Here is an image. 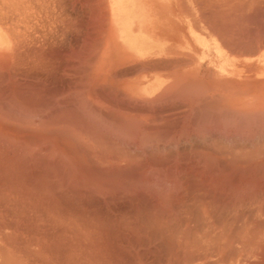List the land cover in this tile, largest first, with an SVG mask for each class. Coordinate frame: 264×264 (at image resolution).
I'll return each mask as SVG.
<instances>
[{"label": "rangeland", "instance_id": "374dc122", "mask_svg": "<svg viewBox=\"0 0 264 264\" xmlns=\"http://www.w3.org/2000/svg\"><path fill=\"white\" fill-rule=\"evenodd\" d=\"M102 12V0H0V155L6 160L9 158V161L15 158L16 167L22 163L24 168L19 165L14 171L33 191L37 192L45 183V186L54 189L52 203L39 201L29 191L26 192L29 196L14 194L16 189L9 188L11 181L4 178L8 185L0 187V264H81L78 258L64 257L63 251L75 245L71 240L64 239L61 231L64 227L56 225L54 215L58 212L94 224L101 232L109 251L106 257L97 259L99 264H178L180 260L173 255L175 252L169 253L170 248L167 251L169 244L165 232H159L161 222L169 217L166 214L168 209L177 215L174 217L176 223L189 222L195 227L199 219L191 221L198 213L197 203L194 204L193 200L190 205L186 199L182 206L165 203L184 193L175 188L179 187L177 184L175 187L171 185L173 178L188 174L204 184H208L205 180L211 178L209 186L211 190L218 191V196H235L238 193V196L246 198L254 190L255 174H261L259 183L264 189V101H254V66L244 67L242 77L236 81L234 75L230 79L212 75L210 80L195 75L189 78V82L180 84L177 93L169 91L159 99L138 98L132 86L123 79L124 74L134 71L133 63L122 61V55L114 48L103 45L104 37L100 32ZM215 54L211 60L212 70L219 60L218 53ZM243 54L249 56L244 61H254V52ZM117 62H124L125 66H114ZM113 122L121 125L114 123V127ZM133 127H138V130ZM154 133L158 136L152 135ZM12 140L15 143L12 144ZM25 143H34L36 147L31 145L28 148ZM20 144L22 148H19ZM53 144L60 145L61 149L54 151ZM48 152H51L50 155ZM27 162L32 163L29 166ZM45 162H48L47 165ZM86 163L87 170L92 171L89 174L122 176L127 179L124 186L135 185L136 193L124 196L109 192L101 196L93 189L81 195L60 191V176L72 175V172L76 173L75 167H83ZM40 165L45 171L40 169ZM25 167L35 171L29 168L27 173ZM19 168L20 171L25 169L29 177L21 174ZM67 169L72 172L68 173ZM41 170L47 173L44 174L46 176ZM39 172L42 174L39 175ZM128 175L133 179H128ZM57 186L58 189L55 188ZM256 188L259 189V186ZM190 189L193 190L191 183L189 192ZM150 204L164 209V220L155 218ZM47 205L57 212L46 213L44 206ZM254 205L249 203L241 208L246 211H243L246 218L248 214L250 217L249 209L252 210L254 219L252 215L247 221L254 223L257 231H262L264 215L258 216L263 212L256 211ZM185 209H191L187 217L183 212ZM215 218L211 221L219 230L217 224L224 221L220 219L216 222L218 218ZM241 220L245 222L243 218ZM240 222L235 221L234 229L242 224ZM237 246L238 242L234 243L229 252H237ZM244 258L250 260V255ZM93 259L89 260L92 262ZM215 261L219 262L220 257Z\"/></svg>", "mask_w": 264, "mask_h": 264}, {"label": "crops", "instance_id": "0c3cea01", "mask_svg": "<svg viewBox=\"0 0 264 264\" xmlns=\"http://www.w3.org/2000/svg\"><path fill=\"white\" fill-rule=\"evenodd\" d=\"M102 5L103 45L133 63L134 71L123 79L138 98L177 93L195 75L208 80L234 75L236 81L244 67L254 66V101H264V0H102ZM244 52H254L252 63L244 61L249 58ZM215 53L219 60L212 70Z\"/></svg>", "mask_w": 264, "mask_h": 264}, {"label": "bare ground", "instance_id": "6f19581e", "mask_svg": "<svg viewBox=\"0 0 264 264\" xmlns=\"http://www.w3.org/2000/svg\"><path fill=\"white\" fill-rule=\"evenodd\" d=\"M181 93V92H180ZM186 93V92H185ZM204 97V96H203ZM206 99V98H204ZM205 107L207 106L206 105H203ZM223 108V107H222ZM213 111V109H211ZM210 110V112H212ZM221 110V109H220ZM225 110V109H224ZM227 111V110H226ZM263 111V110H262ZM207 112V110H206ZM209 112V114H210ZM223 112V111H222ZM233 112V111H232ZM259 112V111H258ZM94 113V112H93ZM216 113V112H215ZM214 113V114H215ZM220 113V112H219ZM225 113V112H224ZM239 114V112H237ZM245 113V112H244ZM252 113V112H251ZM218 114V113H217ZM227 115H229L228 113H226ZM248 114V113H247ZM246 114V115H247ZM240 115V114H239ZM243 115V113H242ZM252 115V114H251ZM258 115V114H257ZM262 115H263V112H262ZM65 116V115H64ZM222 116V114H221ZM230 118H232L231 115H229ZM244 116V115H243ZM250 116V115H249ZM72 117V116H70ZM242 117V116H241ZM246 117V116H245ZM248 117V116H247ZM256 117V116H255ZM98 118V117H97ZM100 118V117H99ZM102 118V117H101ZM229 118V119H230ZM236 118V117H234ZM239 118V117H238ZM237 118V119H238ZM254 118V117H253ZM57 119V118H56ZM227 120L228 119V116L226 117ZM233 119V118H232ZM74 120V119H73ZM241 120V119H240ZM255 120V119H254ZM55 121V120H54ZM76 121V120H75ZM74 121V122H75ZM231 121V120H230ZM238 121V120H237ZM248 121V120H247ZM73 122V121H72ZM228 122V121H227ZM46 123V122H45ZM50 123V122H48ZM113 122L112 125H114L115 127V124L117 125V123ZM232 123V122H231ZM235 123V122H234ZM241 123V122H240ZM76 124V123H75ZM120 124V123H118ZM121 125V124H120ZM119 125V126H120ZM52 126V125H51ZM76 126V125H75ZM130 128V127H129ZM135 127H133L134 129ZM138 128V127H137ZM135 128V129H137ZM128 129V127H127ZM126 129V131H127ZM131 129V128H130ZM140 129V128H139ZM77 130V129H76ZM92 130V129H91ZM90 130V132H91ZM138 130V129H137ZM164 130V129H163ZM84 131V130H83ZM86 133H87V130H85ZM130 131V130H129ZM166 131V130H165ZM82 132V131H81ZM131 132V131H130ZM136 132V131H135ZM140 132V131H139ZM85 133V132H83ZM132 133V132H131ZM137 133V132H136ZM158 133V132H157ZM21 134V133H20ZM24 134V133H23ZM31 134V133H29ZM129 134V133H128ZM133 134V133H132ZM159 134V133H158ZM17 135V134H16ZM15 135V136H16ZM135 135V134H134ZM152 135H157V134H152ZM161 135V134H160ZM88 136V135H87ZM137 136H138V133H137ZM158 136V135H157ZM8 137V136H7ZM23 137V136H22ZM48 137V136H47ZM92 137V136H91ZM90 137V138H91ZM141 137V136H140ZM151 137V135H150ZM90 138H88L90 140ZM94 138V135L93 137ZM135 138V137H134ZM148 138V136H147ZM146 138V139H147ZM36 139V138H35ZM85 139V138H84ZM145 139V140H146ZM45 140H47V138H45ZM44 140V141H45ZM13 141V140H12ZM11 143H15L14 141ZM44 141H43V144H44ZM48 141V140H47ZM45 141V142H47ZM20 142V141H19ZM38 142V141H37ZM52 142V141H51ZM23 143V142H22ZM42 143V141L40 142ZM54 143V142H53ZM19 144V143H18ZM27 145L28 148L31 147V145H34L33 144H28V143H25ZM40 146H43L41 144H39ZM45 145L47 146V144L45 143ZM14 146H16V144H14ZM24 146V145H23ZM35 146V145H34ZM33 146V147H34ZM44 146V147H46ZM13 147V146H12ZM18 147V146H17ZM36 147V146H35ZM39 147V146H37ZM55 149H53V148ZM52 147H50L52 149V151H56V150H60L61 146L58 145H52ZM19 148H22L21 144L19 146ZM25 148V146L23 147ZM27 148V149H28ZM42 149V147H40ZM49 148V149H50ZM1 149V148H0ZM38 149V148H36ZM35 149V151H36ZM48 149V148H47ZM13 150V149H12ZM40 150V149H38ZM37 150V151H38ZM27 151V150H26ZM44 150H42V153H43ZM48 151V150H47ZM14 152V151H13ZM25 152V151H24ZM23 152V154H25ZM34 152V151H33ZM39 152V151H38ZM29 153V152H27ZM31 153V151H30ZM35 153V152H34ZM41 153V152H40ZM45 153V152H44ZM51 153V152H50ZM50 153L48 152V155H50ZM60 153V152H59ZM16 154V153H15ZM32 154V153H31ZM56 154V152H55ZM58 154V153H57ZM75 154V153H74ZM22 155V154H21ZM54 155V154H53ZM63 155V154H62ZM65 155H67L65 153ZM71 155V154H70ZM69 155V156H70ZM223 155V154H222ZM1 156V155H0ZM47 156V155H46ZM52 156V155H51ZM55 156V155H54ZM60 157V154L58 155ZM3 156L0 157V175L2 177H0V187H3L4 185H8V183L4 182V178L5 180H9L11 181V183H9V188H12V189H16V192H14V194H18L19 196H29L26 192H32L30 195H34L35 196V199L39 200V201H45V202H51V200H53V198L51 197L53 193L52 190V187H47L45 185H41L40 189L35 192L33 191L32 187H30L29 185H24L23 183V180L19 178V176H17L16 172L14 171V169H17V167L19 165H22L21 164H18L17 167L15 165V163L17 162L15 160V156L13 157L14 159L9 161V158H7V160L5 158H2ZM18 157V156H16ZM43 157V156H42ZM50 157V156H47V158ZM58 157V158H59ZM72 157V156H71ZM70 157V158H71ZM31 158V156H30ZM41 158V157H40ZM45 158V157H44ZM56 158V159H58ZM64 157H62L63 159ZM74 158V157H73ZM35 159V158H34ZM39 159V158H38ZM46 159V158H45ZM50 159V158H49ZM53 159V158H52ZM56 159H53V160H56ZM60 159V158H59ZM214 159V158H213ZM212 159V160H213ZM43 160V159H42ZM40 160V161H42ZM69 160V159H68ZM67 160V161H68ZM207 160V159H206ZM28 161V160H27ZM31 161V160H30ZM33 161V160H32ZM37 161V160H35ZM60 161V160H59ZM58 161V163H60ZM64 161V159H63ZM186 161V160H185ZM190 161V160H189ZM192 161V160H191ZM194 161V160H193ZM210 161V160H209ZM29 162V161H28ZM26 163V164H29V163ZM51 162V161H50ZM53 162V161H52ZM73 162V161H72ZM71 162V163H72ZM176 162V161H175ZM195 162V161H194ZM193 162V163H194ZM205 162V161H203ZM32 162H30L29 166L31 165ZM39 163V162H38ZM48 163V162H47ZM47 163L45 162L44 164L47 165ZM54 163V162H53ZM63 163V162H62ZM172 163V162H171ZM174 163V162H173ZM183 163V162H182ZM202 164V161L200 162ZM207 163V162H206ZM214 163V162H212ZM34 164V163H33ZM33 164H32V167H33ZM40 164V163H39ZM43 164V163H42ZM64 164V163H63ZM68 164H70V162H68ZM80 164V163H78ZM82 164V163H81ZM187 164V163H185ZM204 164V163H203ZM219 164H220V161H219ZM221 164H223L221 162ZM15 165V168L13 167ZM37 165V164H36ZM45 165V166H46ZM73 165V164H71ZM166 165V164H165ZM181 165V164H180ZM184 165V164H182ZM215 166V164H213ZM3 166V167H2ZM23 166V165H22ZM40 169H42V165H40ZM44 166V167H45ZM60 166V165H59ZM57 166V167H59ZM62 166V165H61ZM67 166V165H66ZM169 166V164L167 165ZM173 166L175 167V164H173ZM198 166V165H196ZM209 166V165H207ZM21 167V166H20ZM35 167V166H34ZM87 167H88V164L86 163L85 166H77L75 167V171L76 173L72 172L71 169L70 171L72 172V175L70 176H65L64 174L60 176V191L61 189L62 190H65V191H68V192H72L74 194L78 193H83V194H86V191H87V194L88 192L93 189V192H96L99 194V192L101 193V196L103 194L106 195V193H109V192H118V193H121V194H125L128 193H134L136 190L135 188V185L133 187L129 186V188L125 187L124 186V183L126 184V181L127 179H125L124 177L120 176L121 178L117 177V176H110V175H106V174H96L95 172H93L92 174H89L91 173L92 171L91 170H87ZM165 167V166H164ZM173 167V168H174ZM177 167V165H176ZM201 167V166H200ZM206 167V166H204ZM218 167V166H217ZM224 167V166H222ZM24 168V166H23ZM30 167H25V169H27V173H28V169ZM46 168V167H45ZM49 169V167H47ZM51 168V167H50ZM63 168V167H62ZM61 168V169H62ZM67 168V167H66ZM70 168V167H69ZM91 168V167H90ZM172 168V167H171ZM179 168V167H178ZM176 168V169H178ZM189 168V167H188ZM194 168V167H193ZM199 168V167H198ZM261 168V167H260ZM25 169L23 170L24 173H22L23 171L21 170L20 171V168L18 169V171L23 174V175H26L25 173ZM31 169V168H30ZM29 169V170H30ZM33 169V168H32ZM31 169V170H32ZM36 170L38 169L35 168ZM44 169V168H43ZM56 169V168H54ZM54 169H51L53 171H55ZM59 169V168H58ZM65 169V167H64ZM85 169V170H84ZM181 169V168H180ZM208 169V168H207ZM212 169V168H211ZM226 170H230V168L226 167L225 168ZM34 170V169H33ZM60 170V169H59ZM68 170V173L70 172L69 169ZM73 170V171H74ZM96 170V169H95ZM160 170V168H159ZM173 170V169H172ZM225 170V171H226ZM264 170V169H263ZM35 171V170H34ZM39 171V170H38ZM42 171V170H41ZM45 171V169H44ZM58 171V170H57ZM63 171V169H62ZM87 171V172H86ZM152 171V170H151ZM156 171V169H155ZM180 171V170H179ZM186 171V170H185ZM217 171V170H215ZM219 171H221L220 173H222V170L219 169ZM224 171V172H225ZM261 171V170H260ZM30 172V171H29ZM33 172V171H32ZM43 172V171H42ZM50 172V171H49ZM52 172V171H51ZM65 172V171H64ZM67 172V171H66ZM70 172V173H71ZM89 172V173H88ZM124 172V171H123ZM158 172V171H157ZM184 172V171H183ZM205 172V171H204ZM213 172V171H212ZM211 172V173H212ZM235 172V171H234ZM4 173V175H3ZM56 173V171H55ZM156 173V172H155ZM161 173V171L159 172V174ZM178 173V171H177ZM190 173V172H189ZM210 173V174H211ZM260 173V172H259ZM262 173V171H261ZM264 173V172H263ZM31 174V177H32V173L30 172ZM37 174V172H36ZM42 174L39 172V175ZM44 174H47V173H44L43 172V176H46ZM52 174V173H51ZM62 174V173H60ZM111 174V173H110ZM119 174V173H117ZM116 174V175H117ZM158 174V173H157ZM191 174V173H190ZM202 174V173H201ZM204 174V173H203ZM216 174V172H215ZM219 174V173H218ZM225 174V173H224ZM19 175V174H18ZM38 175V174H37ZM53 175V174H52ZM177 176V174H175ZM174 175V176H175ZM188 175V174H187ZM187 175H184V176H181V178H177V179H174L173 178V182L168 179V181L170 180V183L172 186L175 187V184H177V186L179 187H175V188H179L181 190V194L183 193V195H186L187 192H188V196H184L183 195L181 196L179 193V195H176V197L173 199V201L170 200V202H165L164 199H166V196L164 197V201L165 203H169V204H177V205H185L184 202H187L186 199H188V201H190V205H191V201L193 200L194 204L197 205V209L196 211H198V213L196 212V219L193 218L191 221H195L197 219H199L196 224L198 225H195L194 226H190L189 225V222L188 223H181V222H174V217L176 214L173 213V210L172 209H168L165 210L167 211L166 214L169 215V217H167V220H164V216H163V210L162 208L156 206L155 204L151 205L152 208H150L156 215H155V218L158 220L159 217H160V220H164L161 222V226H160V229H159V232L163 234V232H165L164 234H166V239H167V243L169 244V246L167 247V251L169 250V253L171 252V254H173V252H175V254H173L174 256H176V259H179L180 262H178V264H264V230L262 231H257L254 227H253V224L254 223H249V221H247V218H249V220L252 218V215H253V219H254V214L252 213V210H250L248 207H245L246 209L248 208L250 212V217H249V214H248V217L246 218L245 214L243 213V209L241 208V206H246V204L248 205L249 203L250 204H255L256 205V211H262L263 213H259L258 216H263L264 215V197H262L264 195V189H263V186L260 185L259 181L261 179V174H255L254 176V190L252 192H250L251 196H249V194L247 193L248 191L245 190V192L248 194V197L244 198L243 196H238V193L237 195L235 194V196H229V195H217L219 194L218 191H214V190H211L210 186H209V180L211 179H208V180H205L206 182H208V184H204L203 181L200 183L197 182V179L194 180L193 178H195L193 176V180L187 176ZM244 175V174H243ZM247 175V174H246ZM22 176V175H21ZM20 176V177H21ZM27 177H29V175H26ZM25 176V177H26ZM42 176V177H43ZM49 176V175H48ZM47 176V177H48ZM56 176V175H55ZM126 176V175H125ZM173 176V175H172ZM175 176V177H176ZM198 176V175H197ZM218 176V175H217ZM220 176V175H219ZM240 176V175H238ZM258 176V177H257ZM23 177V176H22ZM50 177V176H49ZM54 176H52L51 178H53ZM58 177V176H57ZM129 177V175H128ZM137 177V176H136ZM140 177V176H139ZM147 177V176H146ZM161 177V176H160ZM170 177V176H169ZM213 177V176H212ZM226 177H228L226 175ZM33 178H34V175H33ZM55 178V177H54ZM133 177H129L128 179H130ZM151 178V177H150ZM164 178V176H163ZM172 178V177H171ZM202 178V176H201ZM200 178V179H201ZM215 178H217L215 176ZM224 178V177H222ZM28 179V178H27ZM30 179V178H29ZM58 179V178H57ZM205 179V178H204ZM14 180V181H13ZM126 180V181H125ZM139 180V179H138ZM147 180V179H145ZM144 180V182H145ZM214 180V179H213ZM211 180V181H213ZM233 179H231L232 181ZM235 180V179H234ZM57 181V180H56ZM55 181V182H56ZM124 181V182H123ZM152 181V180H151ZM154 181V180H153ZM152 181V182H153ZM168 181L167 184L169 183ZM210 181V182H211ZM223 181V180H221ZM220 181V182H221ZM230 181V180H229ZM51 182V181H50ZM54 182V184H55ZM162 183V181H160ZM226 182V181H225ZM228 182V181H227ZM234 182V181H233ZM240 182V180H239ZM57 183V182H56ZM127 183H130V182H127ZM139 183V182H137ZM141 183V182H140ZM155 183V182H154ZM157 183V182H156ZM190 183L192 184V187H193V190H191L190 192L188 191V188H189V185ZM215 183V182H214ZM223 183V182H222ZM247 183V182H246ZM245 183V184H246ZM250 183V182H249ZM248 183V184H249ZM252 183V182H251ZM133 184V183H132ZM153 184V183H152ZM216 184V183H215ZM213 184V186L215 185ZM219 184V183H218ZM226 184V183H225ZM228 184V183H227ZM127 185V184H126ZM140 185V184H139ZM143 185V184H142ZM148 185V184H147ZM156 186V184H153ZM166 185V184H165ZM170 185V184H169ZM168 185V186H169ZM212 185V184H211ZM232 185V184H230ZM50 186V184H49ZM136 186H138L136 184ZM171 186V187H172ZM221 186V184H220ZM219 186V187H220ZM234 186V185H233ZM259 186V189L256 188ZM154 187V186H153ZM152 187V188H153ZM212 187V186H211ZM215 187V186H214ZM218 187V186H216ZM231 187V186H230ZM240 187V186H239ZM252 187V186H251ZM55 188H59L58 186L55 187ZM131 188V190H129ZM146 188V187H145ZM149 188V187H148ZM151 188V187H150ZM163 188V187H162ZM168 188V187H167ZM185 188V189H184ZM253 188V187H252ZM178 189V191L180 192V190ZM231 189V188H230ZM242 189V188H241ZM245 189V188H244ZM249 189V188H248ZM251 189V188H250ZM139 190V189H138ZM155 190V189H154ZM161 190V189H160ZM170 190H173V189H170ZM228 190V189H227ZM7 191V190H5ZM150 191V190H148ZM156 191V190H155ZM242 190L238 191V192H241ZM92 192V193H93ZM158 192V191H157ZM164 192V191H162ZM168 192V190H167ZM174 192V191H173ZM215 192H217L215 194ZM225 192H228V191H225ZM90 193V192H89ZM136 193V192H135ZM138 193V192H137ZM171 193V191H170ZM71 194V193H70ZM190 194V195H189ZM229 194V193H228ZM241 194V193H240ZM245 194V193H244ZM67 195V194H66ZM81 195V194H80ZM134 195V194H133ZM147 195V194H146ZM145 195V196H146ZM172 195V194H171ZM231 195H234V194H231ZM242 195V194H241ZM148 196V195H147ZM153 196V195H152ZM159 196V195H158ZM164 196V195H163ZM14 197H17V196H14ZM80 197V196H79ZM141 197V196H140ZM162 197V196H161ZM178 197H180L179 199H177ZM189 197V198H188ZM28 198V197H27ZM133 198V197H132ZM18 199V198H17ZM82 199V197H81ZM91 199V198H90ZM143 199V198H142ZM32 200V199H31ZM30 200V201H31ZM92 200V199H91ZM146 200V199H145ZM180 200V201H179ZM27 201V200H26ZM88 201V199H87ZM90 201V200H89ZM144 201V200H143ZM161 201V200H160ZM179 201V202H178ZM154 202V201H153ZM90 203V202H89ZM49 204V203H48ZM86 204V203H85ZM88 204V203H87ZM108 204V203H107ZM193 204V206H194ZM195 205V206H196ZM254 205V206H255ZM55 206V205H54ZM168 206H171V205H168ZM192 206V207H193ZM194 206V207H195ZM148 207V206H147ZM179 207V206H178ZM176 207V208H178ZM187 207V206H186ZM35 208V207H34ZM146 208V207H145ZM165 208V207H164ZM169 208V207H168ZM182 208V207H181ZM188 208V207H187ZM191 208V206H190ZM196 208V207H195ZM39 209V208H38ZM44 209L47 211L46 213L50 212V211H55L57 212L52 206L50 205H47V206H44ZM166 209V208H165ZM148 210V209H147ZM191 210V209H190ZM189 209H185L183 210L184 212V215H186L185 217H187V213L190 211ZM195 210V209H194ZM180 211V210H179ZM217 211H218V214H217ZM254 211V210H253ZM42 212V211H41ZM176 212H178V210H176ZM193 212V211H192ZM190 212V213H192ZM216 212V213H215ZM246 212V211H244ZM180 213V212H178ZM189 213V214H190ZM252 213V214H251ZM50 214V213H49ZM152 214V213H151ZM165 214V216H166ZM48 215V214H47ZM154 215V214H153ZM50 216V215H49ZM177 216V215H176ZM179 216V215H178ZM181 216V215H180ZM195 216V215H194ZM193 216V217H194ZM150 217V216H149ZM213 217L215 218H218V220H214L213 222H220V219H222L224 222L220 223V224H217L219 227V230L216 229V226L214 224H212V221L211 219H213ZM52 218V217H51ZM179 218V217H178ZM181 218V217H180ZM215 218V219H216ZM239 218V220H238ZM243 218V220L245 222H240L242 221L241 219ZM53 219V218H52ZM154 219V218H153ZM155 219V220H156ZM264 219V218H263ZM184 220V218H183ZM182 220V222H184ZM54 221L55 223H57L56 225H60V226H63L64 229L61 230L62 231V234H63V237L64 239L67 240H71L70 242L73 243L75 246L73 247H70L69 250H64V257L65 258H78V262H80L81 264H99L97 262V259L99 257H102V256H105L108 254V243L106 240H104L103 236L100 234L101 232L97 229V227L94 225V224H91V223H88V222H85L83 220L79 221L77 220L76 218H74L73 216H70V217H67L66 216V213L64 214H61L58 212V215H54ZM147 221V220H146ZM178 221V220H177ZM190 221V222H191ZM235 221H239L240 223H242L240 226H236L237 228L234 229V224H235ZM262 221V220H261ZM259 221V222H261ZM262 223V222H261ZM155 224V223H154ZM236 225V224H235ZM259 225V224H258ZM153 226V225H152ZM159 226V225H158ZM157 227V226H156ZM193 227V228H192ZM260 227H263V226H260ZM73 228V229H72ZM142 228V227H141ZM136 232L138 231V228L135 229ZM163 230V231H162ZM57 233V232H56ZM61 233V232H60ZM157 233V232H156ZM155 233V234H156ZM126 234V233H125ZM158 234V233H157ZM124 235V234H123ZM57 236V235H56ZM59 236V235H58ZM55 237V236H54ZM62 237V236H61ZM123 237V236H122ZM121 237V238H122ZM123 239V238H122ZM57 240V239H56ZM55 240V241H56ZM130 241V240H129ZM132 241V240H131ZM44 242V240H43ZM53 242V241H52ZM69 242V244H70ZM238 242V251L235 252L234 254H232L231 252H229V249H231V246H233L234 243ZM132 243V242H130ZM10 244H13V243H10ZM45 244V243H44ZM47 244V242H46ZM51 244V242H50ZM132 245V244H130ZM237 245V244H236ZM11 246V245H10ZM47 246V245H46ZM15 247V246H14ZM21 247V246H20ZM51 247V246H50ZM56 247V246H55ZM61 247V246H60ZM66 247V246H65ZM9 248V247H8ZM44 248V247H43ZM67 248V247H66ZM4 249V248H2ZM42 249V248H41ZM45 249V248H44ZM51 249V248H50ZM175 249V251H174ZM48 250V249H47ZM55 250V248H54ZM12 251V250H11ZM48 252V251H47ZM51 252V251H50ZM49 252V253H50ZM58 252V251H57ZM48 253V254H49ZM111 253V252H110ZM109 253V254H110ZM46 254V253H45ZM44 254V255H45ZM143 254V253H142ZM52 255V254H51ZM61 255V254H60ZM63 255V254H62ZM167 255H168V252H167ZM250 255V260L248 259H245L244 257L245 256H249ZM256 255V257H255ZM47 256V255H46ZM50 256V255H49ZM59 257V256H58ZM220 257V261L219 262H216L215 259L216 258H219ZM240 257V258H239ZM95 260H94V259ZM173 258V257H172ZM243 258V259H242ZM249 258V257H248ZM50 259V258H49ZM53 259V258H52ZM89 259H93L92 262L89 260ZM170 259H171V256H170ZM254 259V260H252ZM62 260V259H61ZM83 260L85 261V263H83ZM219 260V259H218ZM63 261V260H62ZM166 261V260H165ZM244 261V262H243ZM172 262V261H170ZM216 262V263H215ZM23 263V262H22ZM51 263V262H50ZM103 264V263H101ZM169 264V263H167ZM170 264H173V263H170ZM177 264V263H175Z\"/></svg>", "mask_w": 264, "mask_h": 264}]
</instances>
